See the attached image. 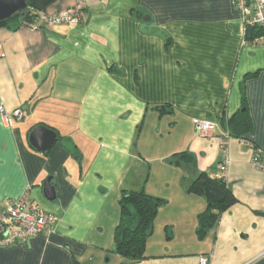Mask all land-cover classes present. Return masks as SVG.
Returning a JSON list of instances; mask_svg holds the SVG:
<instances>
[{"label": "crops", "instance_id": "0c3cea01", "mask_svg": "<svg viewBox=\"0 0 264 264\" xmlns=\"http://www.w3.org/2000/svg\"><path fill=\"white\" fill-rule=\"evenodd\" d=\"M78 3L88 17L76 25L0 27V212L28 196V209L57 218L0 245V264H264V171L250 146L264 162V41L244 43L232 0H57L47 13ZM244 95L249 138L227 124ZM17 108L24 117L9 124ZM196 120L212 121L211 134ZM40 124L58 134L46 152L29 141ZM183 151L195 167L171 161ZM201 171L237 198L204 239L207 202L187 190ZM124 190L165 199L132 263L115 249Z\"/></svg>", "mask_w": 264, "mask_h": 264}, {"label": "trees", "instance_id": "16d2710c", "mask_svg": "<svg viewBox=\"0 0 264 264\" xmlns=\"http://www.w3.org/2000/svg\"><path fill=\"white\" fill-rule=\"evenodd\" d=\"M57 0H29L28 8L12 18L0 22V27L6 26L13 30L27 23L40 28H48L41 20L43 13ZM264 33V28H248L247 38L254 39ZM161 111L163 109L158 107ZM232 136L249 138L254 123L247 105L246 96H243L242 107L234 113L227 122ZM256 147V146H255ZM171 161L176 165L190 164L196 166V159L189 151L173 154ZM187 190L202 196L207 206L198 216L197 235L204 239L209 230L218 222L222 213L237 202L233 190L224 177H216L207 171H201L193 177ZM165 199L149 194L146 190L123 191L120 199L121 216L116 229V252L127 259V263L140 260L146 256V247L151 237L156 217ZM168 237L171 229L167 228Z\"/></svg>", "mask_w": 264, "mask_h": 264}, {"label": "built area", "instance_id": "2783aa9c", "mask_svg": "<svg viewBox=\"0 0 264 264\" xmlns=\"http://www.w3.org/2000/svg\"><path fill=\"white\" fill-rule=\"evenodd\" d=\"M232 2L240 13L242 32L245 36L244 43L264 41V33H261L254 39L247 38L248 28H264V0H232ZM87 17L88 13L85 5L78 3L56 13H43L41 20L46 27L52 28L58 24L76 25L85 21ZM32 27L35 29L40 28L37 25H33ZM2 111L4 113V110ZM5 117L8 123L11 124L14 118L22 119L24 117L23 109L17 108L12 115H6ZM195 123L199 134L203 136L210 135L215 126L210 120H196ZM222 143L225 145L224 141ZM250 146L255 149L254 165L264 171V162L260 158L262 150L255 147L251 142ZM228 162L229 158L224 161L223 170H225ZM29 204L28 196L9 200L6 203L4 209L0 212V245L8 246L18 242H25L53 228L57 220L55 215L50 212H43L36 207L28 209ZM202 262L206 264L207 258H203Z\"/></svg>", "mask_w": 264, "mask_h": 264}, {"label": "water", "instance_id": "95a60500", "mask_svg": "<svg viewBox=\"0 0 264 264\" xmlns=\"http://www.w3.org/2000/svg\"><path fill=\"white\" fill-rule=\"evenodd\" d=\"M28 6L29 0H0V22L25 11ZM57 139V132L43 124L34 127L29 135L32 147L41 152L48 151ZM44 193L47 199L51 201L56 199V190L51 184V177L44 183Z\"/></svg>", "mask_w": 264, "mask_h": 264}]
</instances>
